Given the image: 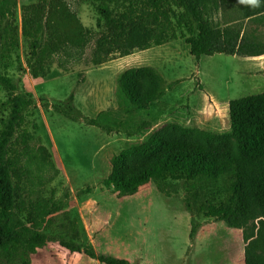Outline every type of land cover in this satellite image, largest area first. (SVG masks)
<instances>
[{
	"label": "trees",
	"instance_id": "16d2710c",
	"mask_svg": "<svg viewBox=\"0 0 264 264\" xmlns=\"http://www.w3.org/2000/svg\"><path fill=\"white\" fill-rule=\"evenodd\" d=\"M86 3L98 14L97 29L81 20L79 8ZM18 4L19 0H0V87L9 95L8 117H0V250L21 264H31V255L56 240L72 253H85L101 263L133 264L43 231L48 217L64 206L56 201L55 191L50 196L43 193L60 170L42 138L26 127V112L37 107L35 99L18 92V80L10 74L14 67L22 68ZM48 4L46 18L54 22L65 55L78 66H101L177 39L185 40L197 65L203 56L264 54V38L245 30L248 20L264 22V0H48ZM83 81L81 77L78 84ZM165 94L162 76L153 66L142 65L118 75L116 106L94 117L81 113L73 94L53 107L108 135L142 138L114 156L103 180L118 198L137 193L151 181L182 180L190 190L185 206L193 217L198 204L205 217L240 229L245 264H264V91L230 100V130L177 120L154 127L152 113ZM191 224L195 240L200 226L194 219Z\"/></svg>",
	"mask_w": 264,
	"mask_h": 264
},
{
	"label": "rangeland",
	"instance_id": "374dc122",
	"mask_svg": "<svg viewBox=\"0 0 264 264\" xmlns=\"http://www.w3.org/2000/svg\"><path fill=\"white\" fill-rule=\"evenodd\" d=\"M25 1L24 8L35 0ZM43 1L46 17L49 4ZM21 15L25 18L24 9ZM79 15L87 27L97 29L98 14L91 3L82 5ZM245 24V30L264 38V22L248 20ZM33 35L26 31L24 22L18 50L22 68L14 67L10 74L18 80V92L35 99L37 107L26 112V127L42 138L60 170L43 193L50 196L55 191L56 201L64 208L48 217L43 231L96 253L127 258L133 264H245L242 231L205 217L198 204L193 206V217L185 206L190 190L182 180L151 181L137 193L118 198L114 187L104 185L103 180L110 173L114 156L132 141L73 120L53 107L73 94L74 104L86 116L94 117V108H111L117 76L127 67L149 65V56L157 46L150 48V54L148 49L101 66L85 67L75 65L65 55L60 41L53 51L46 46L44 35ZM184 41L160 45L163 53L172 55L161 59L166 94L154 114L160 115L162 109L167 114L159 125L178 117L185 123L230 130L229 102L248 95L242 90L254 88L259 75L264 77V70L259 71L264 59L258 66L251 62L253 57L216 54L197 65ZM124 62L127 66L119 70ZM81 77L84 81L78 84ZM8 98L0 87V117L4 119L9 114ZM225 101L226 111L222 106ZM193 219L200 226L195 240L190 236ZM0 264L21 261L0 250ZM31 264L105 263L85 253H72L55 240L31 255Z\"/></svg>",
	"mask_w": 264,
	"mask_h": 264
},
{
	"label": "bare ground",
	"instance_id": "6f19581e",
	"mask_svg": "<svg viewBox=\"0 0 264 264\" xmlns=\"http://www.w3.org/2000/svg\"><path fill=\"white\" fill-rule=\"evenodd\" d=\"M25 2V0H19L18 4L19 38L22 39V26L25 22V29L26 31L34 33L33 38L38 34L44 35L46 46L55 51L57 45H59V39L54 22L47 20L44 15L46 12L45 2L43 0H35L29 7L24 8ZM23 9L25 10V18H23L22 15L20 16V12H22ZM126 66L127 62H124V64L119 67V70Z\"/></svg>",
	"mask_w": 264,
	"mask_h": 264
},
{
	"label": "crops",
	"instance_id": "0c3cea01",
	"mask_svg": "<svg viewBox=\"0 0 264 264\" xmlns=\"http://www.w3.org/2000/svg\"><path fill=\"white\" fill-rule=\"evenodd\" d=\"M245 26H246V24H245ZM179 40H181V41H184L183 39H177V40H173V41H171L170 43H168L167 44V46H174V43L173 42H176V41H179ZM185 42V41H184ZM166 45V44H165ZM165 45H163V46H165ZM184 45H185V47L187 48V51H188V53L190 52V49H189V46H187L186 45V43H184ZM163 46H157V47H154L153 49H155L156 51L153 53V54H151L150 56H149V66H153L157 71H158V73L162 76V78H163V81H164V87H166L167 86V83H166V81H165V77H164V75H163V72H162V70H161V65H162V58L165 60V59H167L169 56H171L172 54H171V52H169V54H165V53H163V51H164V47ZM153 49H150L149 50V54L152 52V50ZM161 49H163L162 51H161ZM190 55V57L192 58V59H194L195 60V57L193 56V55H191V53L189 54ZM235 55H237V54H235ZM234 56V55H233ZM212 57V56H211ZM245 57H253V58H251L250 60H251V62L252 63H255L256 65H258V66H261L260 64H261V62H262V60L261 59H264V55H258V56H245ZM207 58H209V57H207V56H203L202 57V59H201V63H203V60L204 59H207ZM212 59H214L215 60V57L214 58H212ZM140 66H142V65H140ZM127 68H129V67H127ZM127 68H125V69H127ZM125 69H123L122 71H124ZM262 70H264V66H261V68L259 69V71H262ZM118 77V76H117ZM259 77H260V80L258 81V83L256 84V86L254 87V88H249V89H245V90H242V93H243V91L244 92H246V93H248V94H251V93H258V92H262V91H264V77L263 76H260L259 75ZM244 78H246V76H244ZM245 93V94H246ZM163 99H161V100H159L158 102H156L157 104H156V109H155V111L157 110V109H159L160 108V106H161V103H159L160 101H162ZM225 103V104H224ZM116 106V97H115V102H114V104H112V107H115ZM223 107H224V109H225V111L228 109V101H225V102H223V105H222ZM95 109L96 108H94L93 109V112H94V114H95V116L97 115V113L99 112L98 110V112L97 111H95ZM162 113L160 114V115H155L154 113H152V121H153V125H154V127H157V126H159V124L160 123H162V122H164V121H162V119L164 118V116L167 114V113H165V109L163 110L162 109V111H161ZM228 113V112H227ZM173 120H177V121H180V120H178V117H176V118H174ZM229 120H230V118H229ZM180 122H182V121H180ZM182 123H185V122H182ZM186 124H190V123H186ZM145 137V136H144ZM143 137V138H144ZM136 139H139V137H134V138H131L130 139V141H132V142H134V141H136Z\"/></svg>",
	"mask_w": 264,
	"mask_h": 264
},
{
	"label": "clouds",
	"instance_id": "9594fccd",
	"mask_svg": "<svg viewBox=\"0 0 264 264\" xmlns=\"http://www.w3.org/2000/svg\"><path fill=\"white\" fill-rule=\"evenodd\" d=\"M249 2H250V3H255V2H256V0H249Z\"/></svg>",
	"mask_w": 264,
	"mask_h": 264
}]
</instances>
